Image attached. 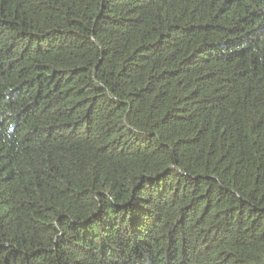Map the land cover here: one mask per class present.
I'll return each instance as SVG.
<instances>
[{
  "label": "trees",
  "instance_id": "1",
  "mask_svg": "<svg viewBox=\"0 0 264 264\" xmlns=\"http://www.w3.org/2000/svg\"><path fill=\"white\" fill-rule=\"evenodd\" d=\"M0 264H264V0H0Z\"/></svg>",
  "mask_w": 264,
  "mask_h": 264
}]
</instances>
